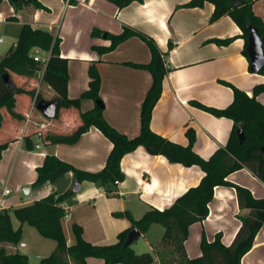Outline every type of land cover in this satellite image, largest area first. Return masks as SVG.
Listing matches in <instances>:
<instances>
[{
  "label": "crops",
  "instance_id": "obj_1",
  "mask_svg": "<svg viewBox=\"0 0 264 264\" xmlns=\"http://www.w3.org/2000/svg\"><path fill=\"white\" fill-rule=\"evenodd\" d=\"M37 1L43 8L33 4L14 8L8 0L3 1L0 3V23L17 25L18 31L28 24L61 39V57L69 60L68 96L71 99L89 89L88 70L91 64H96L102 80L100 97L105 105L104 116L109 124L130 138L140 133L141 107L152 84L150 72L133 64H148L151 51L145 41L135 36L114 51L100 55L92 47H109L111 41L104 36L93 37L94 29L119 35L128 27L156 41L170 71L163 82L161 99L153 111L151 128L156 134L183 146L189 142L186 131L194 129L197 137L194 151L206 160L227 144L234 123L201 110L195 103L225 109L232 104L234 92L222 82L250 96L256 86L264 84V76L251 71L249 57L243 53L245 40L241 29L230 16L211 22L214 11L211 3H206L203 8H187L185 5L191 0H144L119 8L109 0ZM253 10L264 22V0L256 1ZM17 35L16 39L19 38ZM231 38L233 41L229 45L214 42ZM31 55L46 59L50 52L35 48ZM42 75L43 70L34 76L16 79L26 89H36L34 97L28 94L17 96L15 111L26 116V120L19 121L3 110L0 142L10 143L0 157V182L16 189L29 186V195H32L12 192L3 198L0 210H14L32 204L53 192L62 195L72 191L77 182L73 173L38 189L31 187L37 179V168L43 165L47 155L56 156L76 169L96 173L105 167L113 148L96 127H91L74 145L46 142L47 135L71 133L81 123L80 114L94 109L96 103L85 100L79 111L62 109L56 117L55 92L42 81ZM38 95L39 101L36 100ZM258 100L264 104V93L258 96ZM34 111L38 112L34 114ZM121 168L125 179L116 182L111 193L99 184L85 181L80 192L65 201L63 207L67 216L62 225L69 246L76 241L74 224L83 228L84 239L94 245L115 244L118 234L132 226L126 216L116 214L129 213L134 220H140L152 209L162 211L190 188L198 186L204 176L198 166L171 163L164 156L149 154L144 147L127 154ZM13 173L18 178L14 179ZM228 180L249 189L254 197L264 199V183L249 169L231 174ZM247 213V209L240 208L234 188L217 187L209 204V216L189 229L185 242L188 258L202 255L200 244L204 233L209 242L220 233L223 244L230 246L242 225L241 216ZM12 225L15 230L21 226L13 214ZM158 225H152L139 238H145L148 253L155 257L154 264H162L158 251L166 248L162 244L163 233L156 236V242L147 238V234ZM29 234H33L32 231L23 225V239L29 238ZM28 247L29 244L25 247L0 244V249L4 248L7 254L27 255L32 264V256L23 250ZM56 247V242H44L41 248L45 254L38 257H49ZM87 264H105V261L88 258ZM241 264H264V226Z\"/></svg>",
  "mask_w": 264,
  "mask_h": 264
},
{
  "label": "trees",
  "instance_id": "obj_2",
  "mask_svg": "<svg viewBox=\"0 0 264 264\" xmlns=\"http://www.w3.org/2000/svg\"><path fill=\"white\" fill-rule=\"evenodd\" d=\"M5 0H0L2 3ZM14 8L33 4L37 8L43 6L37 0L15 3L8 0ZM119 8H125L133 3H143L144 0H109ZM259 0H191L185 5L187 8H203L206 3L214 5L211 22H216L224 16H230L242 31L245 40L244 55L248 46L249 27L257 28L260 37L264 40V22L258 17L253 5ZM9 20H16L9 18ZM92 36H104L111 41L109 47L93 46L92 49L100 55L114 51L119 45L132 37H139L147 43L151 51V61L148 64L136 65L150 72L152 84L141 107V129L138 136L130 138L118 131L106 120L104 109L97 106L80 114V125L69 134H51L45 136L49 144L74 145L91 127L99 129L113 144L105 167L96 173L76 169L71 164L60 160L56 156L47 155L43 165L37 168V179L31 186L38 189L46 183H55L59 178L73 173L76 181L93 182L103 186L111 193L116 182H122L125 175L121 168L123 158L139 147H144L153 156H164L171 163H179L186 167L198 166L204 173L203 178L196 187L190 188L175 202L164 210L152 209L140 220H134L129 213L116 214L126 216L132 226L118 234L117 242L111 245H94L83 237V228L73 225L76 241L73 245L67 244L63 230L62 220L67 216L63 207L65 201L73 196L71 191L59 195L56 192L49 196L34 201L32 204L14 209L0 210V244L11 243L18 245L22 239L23 225L34 227L41 236L53 239L57 243L56 250L41 264H87L88 258H100L105 264H154L155 257L151 253L137 254L130 246H126L128 235L134 228L145 234L154 224L164 227L162 244L178 257L176 264H241L244 256L253 248L255 238L264 226V199L256 198L252 192L242 186L231 183L228 178L231 174L243 169H249L264 183V104L259 102L258 96L264 93V84L254 88L252 96L237 87L222 82L232 88L234 100L225 109H215L199 103L195 105L201 110L218 118H227L233 121V129L229 140L224 147H220L206 160L194 151L197 141L196 132L189 128L186 131L188 145L174 143L158 134L151 128L153 111L163 94V82L170 71L166 66L163 53L156 41L146 34L136 32L128 27L119 35L94 29ZM233 39H216L218 45H229ZM61 39L50 32L33 29L30 25H23L18 41L0 58V129L3 124V110L8 111L19 121L26 120V116L15 111L17 96L28 94L35 96L36 89L28 90L17 83V77H31L43 67L36 62L31 52L35 48L50 52V58L43 70L42 81L55 92L53 102L56 103L55 116L58 117L62 109L80 110L82 102L92 100L95 103L102 101L100 97L101 75L96 64H91L88 73L90 76L89 89L78 98L68 96L69 60L61 57ZM172 44L169 45V49ZM264 48V45H263ZM8 74L11 78L13 90L9 89L3 80ZM259 74L264 76V67ZM40 95L36 100L39 101ZM104 104V103H103ZM244 132V142L240 143L237 131ZM10 141L0 142V157L9 146ZM231 187L236 191L237 200L241 209L248 213L241 216L242 225L232 244L225 246L222 235H216L213 242H209L205 233L200 244L202 255L190 259L185 250V242L189 237L190 227L198 222H203L209 216V204L214 199L217 187ZM12 214L21 226L15 230L12 225ZM136 242V241H135ZM0 264H30L29 257L25 254H7L4 248L0 249Z\"/></svg>",
  "mask_w": 264,
  "mask_h": 264
},
{
  "label": "rangeland",
  "instance_id": "obj_3",
  "mask_svg": "<svg viewBox=\"0 0 264 264\" xmlns=\"http://www.w3.org/2000/svg\"><path fill=\"white\" fill-rule=\"evenodd\" d=\"M18 27L17 25L14 24H6V23H0V40L2 39V42H0V56L4 57L6 52L17 43L18 41V37L16 39V35L19 34L20 35V31H18ZM18 36V35H17ZM126 42V41H125ZM120 46V45H119ZM38 54V53H37ZM41 66V63H40ZM42 67V66H41ZM41 71V69L39 70ZM38 71V72H39ZM37 73V72H36ZM35 73V74H36ZM34 74V75H35ZM33 75V76H34ZM17 79V78H16ZM38 111H34V114L37 113ZM31 151V150H29ZM21 163H19L20 165ZM14 179L18 178L17 174L13 173L12 176ZM11 191L15 194L17 191H19V194H23V188H18L16 189L14 186L10 185ZM32 195V194H31ZM28 195V196H31ZM26 197V196H25ZM25 227L28 230H31L33 234H29V238L28 237H24L23 239V234H22V239L20 241V247H25L26 245L29 244V247L26 249H23L25 252H29L30 255L32 256V264H41L42 259L38 256H44L43 254H45L43 252V249L41 248L42 244L44 242L47 243H55V241L53 239H49V238H45L43 236H41L39 234V232L32 226L25 224ZM155 230H153L152 232H149L147 234V238L152 241V242H156V236L165 232V229L163 226L158 225L156 226V228H154ZM23 230V228H22ZM159 231V232H158ZM162 238V237H161ZM145 238H141L139 239L134 245H132L133 249L137 250V252L139 253H148V247L145 244ZM160 259L162 261V264H173L175 259H177L178 255L176 256V254L172 251V249H168V248H163L161 250L158 251ZM47 258V257H46ZM72 264V263H71ZM74 264V263H73Z\"/></svg>",
  "mask_w": 264,
  "mask_h": 264
},
{
  "label": "water",
  "instance_id": "obj_4",
  "mask_svg": "<svg viewBox=\"0 0 264 264\" xmlns=\"http://www.w3.org/2000/svg\"><path fill=\"white\" fill-rule=\"evenodd\" d=\"M12 1L15 3L29 2V0H12ZM263 45H264V40L260 37L257 28L250 26L249 35H248V46H247L246 51L248 53V57L251 63V71L253 73H259L260 70L264 67ZM3 80L5 82V85L9 89L13 90L11 78L9 77L8 74H5L3 76ZM40 106H43V104H41ZM96 106L97 108H100V109H103L105 107V105L101 101L96 102ZM237 135H238V139L240 143H243L245 139L243 130L239 129L237 131ZM262 152L264 153V146L262 147ZM22 190L26 195L30 194L29 186L23 187ZM80 190H81V183L76 182L71 192L73 194H76L80 192ZM141 235H142L141 232L137 228H134L127 237L126 246L132 245L135 241H137L141 237Z\"/></svg>",
  "mask_w": 264,
  "mask_h": 264
},
{
  "label": "built area",
  "instance_id": "obj_5",
  "mask_svg": "<svg viewBox=\"0 0 264 264\" xmlns=\"http://www.w3.org/2000/svg\"><path fill=\"white\" fill-rule=\"evenodd\" d=\"M2 42V39L0 40ZM50 56H48L46 59H40L39 57H34L36 62H39L42 64L43 70L46 68L48 61H49ZM39 145H37V148ZM0 207L2 206L3 203V198L10 195L12 193L11 189L5 184L0 182Z\"/></svg>",
  "mask_w": 264,
  "mask_h": 264
}]
</instances>
